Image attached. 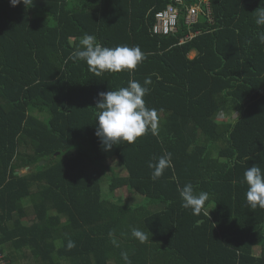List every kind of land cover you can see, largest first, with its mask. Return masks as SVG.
Wrapping results in <instances>:
<instances>
[{
    "label": "trees",
    "instance_id": "16d2710c",
    "mask_svg": "<svg viewBox=\"0 0 264 264\" xmlns=\"http://www.w3.org/2000/svg\"><path fill=\"white\" fill-rule=\"evenodd\" d=\"M190 2L180 6L177 33L158 36L155 15L173 0H0V245L8 264H124L121 252L131 264H264V209L247 206L242 183L248 167L264 169V27L253 15L264 3L210 0L213 23L189 26ZM84 34L106 47L139 46L146 59L97 77L69 59ZM149 76L144 100L159 111V135L104 151L98 94ZM167 153L172 167L152 180L148 164ZM103 182L111 194L128 188L145 201L106 198ZM186 183L209 194L199 215L181 206ZM30 211L35 221L26 225ZM132 228L149 239L138 242Z\"/></svg>",
    "mask_w": 264,
    "mask_h": 264
},
{
    "label": "clouds",
    "instance_id": "9594fccd",
    "mask_svg": "<svg viewBox=\"0 0 264 264\" xmlns=\"http://www.w3.org/2000/svg\"><path fill=\"white\" fill-rule=\"evenodd\" d=\"M12 7L23 4L32 5L33 0H9ZM264 0H261V4ZM253 15L255 24L264 27V7H259ZM261 44H264V32L258 34ZM72 61L81 60L88 66L89 72L99 77L105 72H132L140 65L146 56L139 46L129 47L118 45L106 47L93 35L84 34L80 38V47L69 57ZM152 84L151 77H146L143 85L134 79H129L127 86L117 90H108L98 94L95 105V135L99 139L104 151H110L118 143L134 144L138 138L148 132L158 136L159 111L147 107L144 97L149 93L148 85ZM162 111V110H160ZM151 169L152 180L162 177L165 170L172 167V154L167 153L155 158V162L148 164ZM242 183L247 185L245 200L248 207L255 210L264 209V169L260 165L248 167L243 174ZM181 206L199 215L209 200L206 191L197 193L192 183H186L178 188ZM111 235V233H110ZM131 236L140 243L149 239V233L138 228L131 229ZM75 241H67V249L74 248ZM124 264H131L127 252H121Z\"/></svg>",
    "mask_w": 264,
    "mask_h": 264
},
{
    "label": "built area",
    "instance_id": "2783aa9c",
    "mask_svg": "<svg viewBox=\"0 0 264 264\" xmlns=\"http://www.w3.org/2000/svg\"><path fill=\"white\" fill-rule=\"evenodd\" d=\"M194 1V2H192ZM185 5V0H173L164 10H161L155 15V24L152 28V33L158 36H168L176 34L179 26V17L181 14L180 6ZM187 17L186 23L191 26L200 21V15H204L205 19L213 23L212 7L210 0H191L186 7ZM195 35L190 34L181 39L180 44L192 39ZM0 264H8L5 255L0 245Z\"/></svg>",
    "mask_w": 264,
    "mask_h": 264
},
{
    "label": "rangeland",
    "instance_id": "374dc122",
    "mask_svg": "<svg viewBox=\"0 0 264 264\" xmlns=\"http://www.w3.org/2000/svg\"><path fill=\"white\" fill-rule=\"evenodd\" d=\"M194 55H195V53L192 54V57H194ZM42 162H44V161H42ZM109 164L111 165V167L113 168V170L117 174H119L121 176L127 175V172L125 171V169L122 167V165L118 161H116V160L110 161ZM21 172H22V174H24L27 172V169L22 170ZM107 183H105V182L102 183V190H103V193L105 194L106 198H107V196L110 195V198H114L115 201L125 202L126 204H127V202H129V204L132 203V204H136V205H139V204L141 205L144 203L145 200L143 197H141L140 195H138L134 192H131L128 188H122L121 190L111 194L109 191V185ZM111 200H113V199H111Z\"/></svg>",
    "mask_w": 264,
    "mask_h": 264
},
{
    "label": "crops",
    "instance_id": "0c3cea01",
    "mask_svg": "<svg viewBox=\"0 0 264 264\" xmlns=\"http://www.w3.org/2000/svg\"><path fill=\"white\" fill-rule=\"evenodd\" d=\"M194 56H195V55H194ZM191 57H192V56H191ZM192 58H193V57H192ZM20 173H22V172H20ZM23 220H24V223H25L26 225H31V224L35 221V215H34V213L30 211V212L28 213V216L25 217ZM9 251H11V252H15L14 248H13V249H10V248H9ZM16 252H17V251H16ZM17 253H19L20 255H22V253H21L20 251H18ZM255 253H256V254H259V253H260L258 248H256ZM19 259H20V258H19ZM29 260H31V259L28 258V261L25 260V258H24L22 261H21V259H20V260H19L20 263H16V264H29V263H31V262H29Z\"/></svg>",
    "mask_w": 264,
    "mask_h": 264
},
{
    "label": "water",
    "instance_id": "95a60500",
    "mask_svg": "<svg viewBox=\"0 0 264 264\" xmlns=\"http://www.w3.org/2000/svg\"><path fill=\"white\" fill-rule=\"evenodd\" d=\"M205 21V16L202 14V15H200V22H204ZM45 164V162H41V165H44ZM27 169V171L29 170V167L28 168H26ZM20 172H16V174H19Z\"/></svg>",
    "mask_w": 264,
    "mask_h": 264
}]
</instances>
